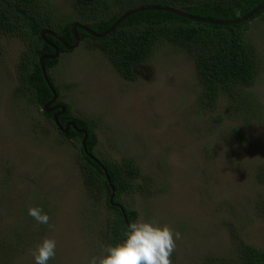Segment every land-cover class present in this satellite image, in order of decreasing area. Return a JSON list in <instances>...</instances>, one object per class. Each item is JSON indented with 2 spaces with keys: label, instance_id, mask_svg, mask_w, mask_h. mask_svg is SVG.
<instances>
[{
  "label": "rangeland",
  "instance_id": "obj_1",
  "mask_svg": "<svg viewBox=\"0 0 264 264\" xmlns=\"http://www.w3.org/2000/svg\"><path fill=\"white\" fill-rule=\"evenodd\" d=\"M44 1L61 21L73 15L71 0ZM247 35L264 56V21L249 23ZM88 45L61 54L49 74L71 113L96 123L99 155L136 161L138 182L147 179L148 186L145 195H131L130 205L137 220L180 232L172 264H202L208 254L238 264L231 226L264 251L258 209L264 203V67L247 89L261 111L243 119L228 117L224 98L212 112L199 107L193 59L171 44L159 43L132 81ZM23 49L20 39L0 37V238L17 236L21 226L35 232L27 209L37 206L49 224L29 247L18 242L21 253L12 264H34L31 250L44 237L57 242L49 264H86L103 253L109 213L85 188L77 147L53 130L20 87Z\"/></svg>",
  "mask_w": 264,
  "mask_h": 264
},
{
  "label": "trees",
  "instance_id": "obj_2",
  "mask_svg": "<svg viewBox=\"0 0 264 264\" xmlns=\"http://www.w3.org/2000/svg\"><path fill=\"white\" fill-rule=\"evenodd\" d=\"M264 0H71L72 16L61 21L50 4L44 0H0V37L18 38L24 49L17 63V74L22 89H27L35 105L42 106L52 98V94L43 80L39 58L42 55H54L51 45L58 48V56L45 59L44 67L56 95L57 102L65 106V112L57 117L58 124L64 127L73 123L77 129L86 132L85 153L82 148L83 134L69 128L67 133L58 132L52 115L59 111L43 113L53 130L64 140L77 147L79 166L86 190L97 203H103L109 216L106 221L104 243L116 244L124 238L126 226L136 221L138 212L130 205L131 195H145L147 179L140 184L141 170L131 157L120 160L104 158L97 151L96 123L92 120L74 116L70 107L60 100L59 86L54 84L49 74L67 51L54 37L45 34V43L40 32L55 33L68 45L74 39L70 33L73 22L85 25L97 34L107 31L124 13L142 7H169L181 10L191 16L211 21H234L244 17ZM264 21V10L250 21L240 25L218 26L208 23H196L174 14L160 11H142L126 18L106 37L97 39L77 29L79 43H88V47L102 53L115 71L127 81L136 77V69L146 63L159 43H168L185 51L193 59L197 84L201 87L199 107L213 111L221 99L227 102L228 117L248 118L261 111L260 105L247 92L263 70L264 64L248 38L249 23ZM259 115V114H258ZM46 132V130H45ZM96 158L100 166L88 156ZM115 192L112 201L122 210L108 202L110 186ZM261 179L264 176L261 175ZM9 179H7V184ZM34 203L39 204V201ZM37 207V206H35ZM259 213L264 221V203L259 205ZM124 214V216H123ZM36 222V221H35ZM41 224L36 223V231L21 226L17 236L12 233L0 238V264H12V257L21 253L20 243L30 244L36 240ZM231 226V235L237 250L238 264H264V251L246 243ZM207 255L202 264H236L233 259Z\"/></svg>",
  "mask_w": 264,
  "mask_h": 264
},
{
  "label": "clouds",
  "instance_id": "obj_3",
  "mask_svg": "<svg viewBox=\"0 0 264 264\" xmlns=\"http://www.w3.org/2000/svg\"><path fill=\"white\" fill-rule=\"evenodd\" d=\"M58 104L56 99L51 106ZM27 214L37 224H49L48 213L40 207H29ZM180 238V232L168 224L139 219L126 226L124 238L120 242L106 244L103 253L89 256L86 264H172L170 257ZM56 250L55 239L42 238L31 250L34 264H49L56 257Z\"/></svg>",
  "mask_w": 264,
  "mask_h": 264
},
{
  "label": "water",
  "instance_id": "obj_4",
  "mask_svg": "<svg viewBox=\"0 0 264 264\" xmlns=\"http://www.w3.org/2000/svg\"><path fill=\"white\" fill-rule=\"evenodd\" d=\"M262 10H264V2H262L261 4H259L255 8H253L249 13H247L244 17H242L240 19H237L234 21L219 22V21H211V20L204 19V18L194 17V16H191V15H189V14H187L181 10H177L174 8H169V7L158 8V7L148 6V7L136 8L132 11H129V12L122 14L107 31H105L104 33H101V34L95 33L94 31H92L90 28H88L85 25L79 24L77 22H73L70 25V33L72 35V38L74 39L72 45H68L61 38H59L55 33L48 31V30L41 31L40 36L45 43L50 45V43L44 37L45 34L50 35V36L54 37L55 39H57L67 51H71V50L73 51L78 47V44H79L77 29L86 32L87 34H89L90 36H92L94 38L100 39V38L106 37L107 35L112 33L118 27V25L120 23H122L126 18H128L129 16H131L135 13L142 12V11L168 12L170 14H174L176 16H179V17L186 19V20H189L191 22L208 23V24H214V25H218V26H233V25H240L242 23H246V22L250 21L257 13L261 12ZM51 46L53 47L55 54L54 55H42L39 58V66H40V70H41L43 80L45 81L46 85L48 86V88L52 94V98L42 106V111L45 113H50L55 109H59L58 112H56L52 115V120H53L54 124L56 125L58 132L61 134L67 133L70 127L73 128L74 130H77L78 132H81L84 135L83 139H82V148H83L84 152L86 153L87 152V150L85 148L86 132L81 130V129H77L73 123H68L64 127L60 126L58 124L57 117L65 112V110H66L65 106L62 104L51 106L52 103L57 99V95H56V92H55L51 82L48 79L47 72H46L45 67H44V60L45 59H54L58 56V48L54 45H51ZM88 156L91 157L92 160L100 166L101 170L104 173H106V169L104 168L103 165H101L98 162V160L96 158L92 157L89 153H88ZM107 182L110 186V192H111L110 196L108 198L109 204L115 208L122 210L120 205H118L117 203H114L112 201L115 190L112 187V185L110 184L108 179H107ZM123 216H124V214H123Z\"/></svg>",
  "mask_w": 264,
  "mask_h": 264
}]
</instances>
